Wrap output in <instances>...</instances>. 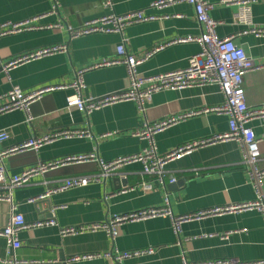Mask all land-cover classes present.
I'll use <instances>...</instances> for the list:
<instances>
[{
	"label": "crops",
	"instance_id": "crops-1",
	"mask_svg": "<svg viewBox=\"0 0 264 264\" xmlns=\"http://www.w3.org/2000/svg\"><path fill=\"white\" fill-rule=\"evenodd\" d=\"M161 0H116L115 12L126 14L145 10L158 18L127 26L122 33H90L72 37L69 26L77 28L85 21L107 12L103 0H60L53 11V0H0V24L29 20L43 28L11 33L0 37V63L52 44H65L64 52L12 66L0 71V96L12 85L29 92L40 87L70 83L76 71L101 59L117 56L116 47L124 44L129 53L153 51L138 69L145 77L177 71L187 67L189 58L199 53L200 44L184 41L201 35L194 5L173 2L161 8L151 7ZM211 3L210 16L219 24L221 37H233L256 63H264V37L245 33L249 25L236 17L240 5L225 0ZM250 20L264 23V0L249 4ZM61 23V27L44 28ZM85 96H102L126 89L129 78L124 65L113 64L84 73ZM247 104L256 108L264 103V66L244 75ZM71 90L57 89L43 93L30 106L0 113V129L8 130L9 139L0 149L11 148L30 138L41 137L63 128H83L89 138H59L44 143L37 150L16 152L5 160L11 173L62 156L96 151L105 161L134 155L155 143L157 152L166 154L189 141L222 134L228 130V116L211 110L223 102L216 85H197L185 89L155 92L142 111L136 101L107 105L90 114L66 108ZM185 113L190 116L168 124L152 139L134 135L145 123H155ZM31 117L32 120L28 121ZM261 138L260 166L264 167V117L250 121ZM241 144L235 140L218 141L173 159L167 165L171 175L181 181L166 187L154 185L145 191L140 183L147 180L140 163L127 164L116 173L84 187L68 189L40 198L48 188L76 175H99L95 162L68 164L38 175L14 191V202L28 223L54 218L56 224L27 227L20 233L22 246L15 251L21 264H183L214 259L235 258L240 261L264 260V214L257 210L229 211L182 224L176 233L169 217L124 221L113 239L104 230L85 231L63 236L64 227L101 223L113 215H125L145 208L160 207L165 199L176 215H193L206 209L230 207L253 201L256 191L250 175L241 163ZM117 176L126 187L115 191ZM264 191V185H263ZM30 199H36L29 202ZM9 204L0 202V229L7 223ZM146 247L150 255L115 261L106 253L117 254ZM101 254L92 259L71 261L84 254ZM8 246L0 237V257ZM64 259V260H63ZM2 264V263H0Z\"/></svg>",
	"mask_w": 264,
	"mask_h": 264
},
{
	"label": "built area",
	"instance_id": "built-area-1",
	"mask_svg": "<svg viewBox=\"0 0 264 264\" xmlns=\"http://www.w3.org/2000/svg\"><path fill=\"white\" fill-rule=\"evenodd\" d=\"M53 11H55L60 0H53ZM116 0H103V6L107 12L97 18L85 21L77 28L69 26V32L72 37H77L90 33H122L124 29L132 24L150 21L158 18L155 15L147 13L145 10L129 12L126 14H118L115 12ZM187 2L194 5L196 19L202 25L203 31L201 35L196 37H188L184 41H196L201 48L199 53L189 58L187 67L155 76L145 77L139 72V65L147 60L153 51H147L141 55L129 53L124 44L116 47L117 56L111 59H101L86 67L76 71L75 79L70 83L51 85L40 87L32 91H25L18 85H12L8 91L0 96V113L22 109L26 112L30 111L31 104L40 98V96L49 91L57 89L71 90L72 92L66 98V108H76L87 114L94 110H98L113 103L133 100L136 101L142 111L145 105L150 101L155 92L166 89H185L191 86L216 85L223 94V102L211 110L228 116V130L222 134L213 135L211 137L197 139L186 142L174 148L166 154L157 152L155 143L151 140L149 146L142 151L125 157H120L113 161L103 160L96 151L89 153H78L62 156L60 158L40 161L37 164L24 169L19 173H11L5 160L16 152H24L28 150H37L44 143L59 138H89L92 132L83 128H63L51 131L41 137H33L27 141L11 148L0 149V202L9 204V215L7 223L0 229V237L5 240L8 246V254L1 258L2 264H21L26 261H20L15 255V251L22 246L20 233L27 227H40L45 225H54V218L40 220L28 223L23 213L19 211L18 204L14 202V191L24 185L29 184L33 178L38 175L47 173L58 167L68 164L91 163L95 162L100 168L99 175H76L65 178L63 181L48 188V190L40 195V198L46 195L64 192L68 189L87 186L101 180L106 179L116 173L121 167L127 164L140 163L142 165V174L148 177L143 180L140 185L143 190L149 191L154 185L166 187L167 183H175L177 178L169 173L167 165L170 161L182 155L191 153L193 150L224 140H235L241 144L242 158L241 163L248 172L253 182L256 198L253 201L244 202L230 207L206 209L203 212L193 215H176L166 198L160 207H151L131 212L125 215H113L101 223L81 225L76 227H64L60 230L63 236L82 233L85 231L104 230L111 238H115L118 234V227L124 221L139 220L154 217H169L172 227L179 234L182 224L191 219H200L212 215H220L229 211H247L257 210L264 214V167L260 166L261 152L259 138L250 121L256 117H264V103L256 108H250L246 101L245 90L243 86L244 75L252 70L264 66V63H256L252 59L244 47L237 43L233 37H221L216 32L219 22L213 19L210 14L211 3L207 0H161L152 3L151 7L161 8L173 2ZM255 0H225V2H234L240 5L236 14L238 20L249 25L245 33H252L258 37H264V23L257 24L250 20L249 4ZM61 23L45 26L44 28L61 27ZM43 28L42 26L31 25V21L7 22L0 24V37L11 33H19L31 29ZM67 50L65 44H52L45 47L35 49L23 53L7 63H0V69L8 71L12 66L38 59L47 55H52ZM122 64L125 66L129 83L126 89L107 93L102 96H85L84 90L86 83L84 73L87 70L95 69L105 65ZM192 113H185L177 117H168L155 123H145V125L134 132V135L147 137L152 136L164 126L176 123ZM32 120L31 117L28 121ZM8 130L0 129V142L9 139ZM36 199H30L33 202ZM154 252V248L146 247L132 251H124L117 254L106 253L104 256L112 257L115 261L122 262L124 259L150 255ZM101 254H84L73 257L71 261L92 259ZM183 264H264V260L240 261L235 258L214 259L203 262H190L186 259Z\"/></svg>",
	"mask_w": 264,
	"mask_h": 264
},
{
	"label": "water",
	"instance_id": "water-1",
	"mask_svg": "<svg viewBox=\"0 0 264 264\" xmlns=\"http://www.w3.org/2000/svg\"><path fill=\"white\" fill-rule=\"evenodd\" d=\"M1 68L2 67L0 66V69ZM111 179H112L113 182H119V184L115 186V191H120V190L124 189L127 186L126 185V181L124 180V181L121 182L120 178L117 177V176H113ZM180 183H181V181L175 182V185H179Z\"/></svg>",
	"mask_w": 264,
	"mask_h": 264
}]
</instances>
